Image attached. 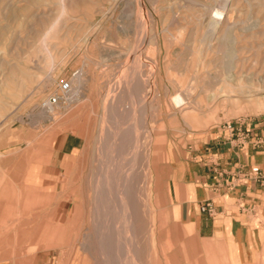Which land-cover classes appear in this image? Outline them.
<instances>
[{
	"label": "rangeland",
	"instance_id": "obj_1",
	"mask_svg": "<svg viewBox=\"0 0 264 264\" xmlns=\"http://www.w3.org/2000/svg\"><path fill=\"white\" fill-rule=\"evenodd\" d=\"M190 1L0 0V264H231L181 189L226 123L264 120V0ZM63 79L78 97L45 109Z\"/></svg>",
	"mask_w": 264,
	"mask_h": 264
},
{
	"label": "crops",
	"instance_id": "obj_2",
	"mask_svg": "<svg viewBox=\"0 0 264 264\" xmlns=\"http://www.w3.org/2000/svg\"><path fill=\"white\" fill-rule=\"evenodd\" d=\"M253 135L264 138V120L246 123ZM189 167L191 178L182 183L181 214L200 239L219 242L231 264H264V143L235 147L220 141L200 152ZM258 166L261 177L241 178ZM211 200L215 213L199 205Z\"/></svg>",
	"mask_w": 264,
	"mask_h": 264
},
{
	"label": "bare ground",
	"instance_id": "obj_3",
	"mask_svg": "<svg viewBox=\"0 0 264 264\" xmlns=\"http://www.w3.org/2000/svg\"><path fill=\"white\" fill-rule=\"evenodd\" d=\"M116 1H118V0H116ZM153 2H155V0H153ZM190 3H194V0H191ZM226 7H227V5H226ZM226 7L222 8V9H218V7H217L215 10L212 8L214 10L213 12H210L209 11V7H207L201 13L202 16H203L202 18L205 19V20H207L208 30L210 32V37H209L210 39H208L209 40V43H210L209 46H211L213 44V43L211 44V41L214 40V39H217L218 36H219V31H220V26H221V20L223 19V17L226 18L227 15H228L227 12L225 11L227 9ZM150 18H152V17H150ZM84 80L85 79L83 77H81V75H80L79 76V83H83ZM71 84H72V81H71ZM213 88H214V86H213ZM180 90H181V92L175 95L176 102H177V106L179 108V111L177 113H179L181 115V117L182 118L184 117L185 119H186V117H188L189 114H195L196 115V112L195 111L196 110H199V109L201 110L203 108L202 107L203 105L200 104V101H199L198 97L196 98V95L193 94L192 90H189V89L188 90L180 89ZM72 92H73V84H72L71 91L68 93L67 97H69V95ZM73 93L71 95H73ZM75 93H74V96H75L74 98L76 99V96L77 95ZM159 93L160 92H158V95H159ZM233 94H234V91L232 90V88H228V89L224 90L223 92L222 91H214V92H212L210 94L211 106H214V105L218 104L219 103V99H220L221 96H226L227 97V96H232ZM72 99H73V97H72ZM43 105H44V108L47 109V110H49L50 108L53 107V106L49 105L48 103H44ZM171 115H173V114H171Z\"/></svg>",
	"mask_w": 264,
	"mask_h": 264
},
{
	"label": "built area",
	"instance_id": "obj_4",
	"mask_svg": "<svg viewBox=\"0 0 264 264\" xmlns=\"http://www.w3.org/2000/svg\"><path fill=\"white\" fill-rule=\"evenodd\" d=\"M71 88L72 84L70 79L61 80L59 83V92L51 95L45 103H48L51 106L57 105L62 99L67 98ZM225 128L228 135L224 141L231 143V145L235 147H243L247 144H251L254 147H260L264 143L263 136L253 135L250 130L244 128L243 122L231 121L226 123ZM251 176L256 178L261 177V171L258 166L252 167L249 173L240 174V179ZM199 207L202 212L209 215H213L215 213V205L211 200L200 203Z\"/></svg>",
	"mask_w": 264,
	"mask_h": 264
}]
</instances>
